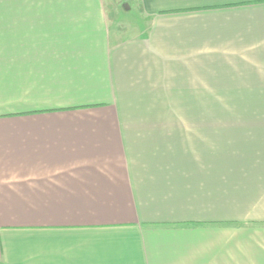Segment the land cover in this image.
Wrapping results in <instances>:
<instances>
[{
	"label": "crops",
	"instance_id": "0c3cea01",
	"mask_svg": "<svg viewBox=\"0 0 264 264\" xmlns=\"http://www.w3.org/2000/svg\"><path fill=\"white\" fill-rule=\"evenodd\" d=\"M118 1L0 0V264H264V0Z\"/></svg>",
	"mask_w": 264,
	"mask_h": 264
},
{
	"label": "rangeland",
	"instance_id": "374dc122",
	"mask_svg": "<svg viewBox=\"0 0 264 264\" xmlns=\"http://www.w3.org/2000/svg\"><path fill=\"white\" fill-rule=\"evenodd\" d=\"M114 2V1H113ZM117 5L120 14L117 15L116 21L128 25L129 28H134V24L138 21L137 2L134 0H125L124 2L118 1ZM159 115V116H158ZM183 117V112H154V117Z\"/></svg>",
	"mask_w": 264,
	"mask_h": 264
}]
</instances>
